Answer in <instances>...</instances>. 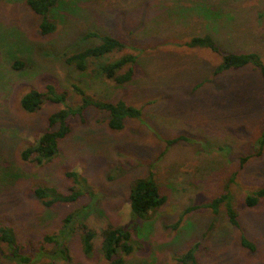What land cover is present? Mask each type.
Listing matches in <instances>:
<instances>
[{
    "label": "rangeland",
    "instance_id": "374dc122",
    "mask_svg": "<svg viewBox=\"0 0 264 264\" xmlns=\"http://www.w3.org/2000/svg\"><path fill=\"white\" fill-rule=\"evenodd\" d=\"M25 1L0 0V222L13 229L21 253L35 258L54 251L44 236L89 204L85 224L96 234L93 254L85 256L73 235L66 244L70 259L54 264H109L100 252L101 230L129 224V186L151 172L166 202L146 224L138 223L142 230L133 234L134 251L125 264H172L194 246L199 264H264V198L253 207L244 204L264 188V147L256 155L264 131V81L251 67L213 76L220 56L182 45L208 34L222 52H255L264 62V0H60L49 16L57 26L49 36L40 34L39 19ZM90 32L114 37L126 48L90 60L79 72L65 59L99 43L84 39ZM124 54L137 56L131 82L117 85L96 73L99 64ZM15 61L23 67L14 68ZM47 84L66 92L71 105L79 103L73 85L103 101L123 100L143 111L142 120L127 119L114 132L105 113L88 110L53 161H25L21 152L62 106L46 103L27 113L19 102ZM178 136L197 143L166 144ZM67 173L85 178L95 199L46 208L33 189L67 193L74 186ZM225 192L239 227L231 225L224 205L217 213L200 208L184 214ZM242 237L254 251L241 245ZM9 263L6 250L0 264Z\"/></svg>",
    "mask_w": 264,
    "mask_h": 264
},
{
    "label": "trees",
    "instance_id": "16d2710c",
    "mask_svg": "<svg viewBox=\"0 0 264 264\" xmlns=\"http://www.w3.org/2000/svg\"><path fill=\"white\" fill-rule=\"evenodd\" d=\"M26 6L39 19L38 29L41 35L49 36L53 34L57 26L50 19V14L58 6L60 0H26ZM95 38L99 40L96 45L84 46L66 57L65 61L69 66L74 67L79 72H84L88 68L90 60H98L113 53L120 52L126 48V44L110 36H99L95 32H90L84 39ZM192 50H209L220 56L219 64L213 70V76H218L226 71L240 70L251 67L257 71L264 81V62L261 56L255 52H228L224 53L211 35L194 36L182 44ZM137 56L135 54H124L112 61L99 64L96 73L110 80L117 85H124L131 82L136 74ZM13 67L21 69L23 63L15 61ZM200 85V84H199ZM73 92L79 97L77 105H71L67 99L66 92H58L56 88L47 84L43 91L31 90L20 99V108L27 113L37 112L44 104L52 103L62 106L56 112L51 113L47 118V128L42 135L30 146L21 152V158L25 161H34L38 165L49 163L55 159L59 153L60 142L66 139L72 132L74 123L78 118L83 119L86 111L94 109L106 114L107 127L114 132L123 130L127 119L142 120L143 111L140 108L128 105L123 100L103 101L90 96L79 85L72 86ZM187 136H178L171 140H166V144L186 143L195 144ZM197 143V142H196ZM199 144V143H198ZM259 155L264 147V131L257 140ZM244 160V159H243ZM74 184L67 193H62L55 188L47 186H37L33 189V194L43 206L52 208L60 204H73L83 198L91 201L95 199V194L85 178L77 173H67ZM264 198V188L249 194L244 199L246 207L257 205ZM130 221L124 226L115 227L111 224L105 225L101 230L100 252L103 259L109 264H125V257L132 255L134 245L132 236L142 230L139 222L145 223L150 215L159 210L166 202V197L161 193L153 174L150 172L146 177L137 178L129 186ZM232 197L229 192L212 199L204 205L189 207L184 214L190 213L200 208H209L213 213H217L220 206L224 205L229 222L234 227H239L237 212L232 205ZM91 206L83 205L69 213L62 221L60 229L55 234L44 236L43 243L50 245L54 251L47 253L42 250L35 258L21 253V247L17 244L16 235L11 227L0 222V256L8 251L9 264H34L42 258H49L54 264L55 261H68L70 259L67 241L73 236L80 237L81 249L85 256L90 257L94 250L96 234L87 227L85 221L90 214ZM143 224V227L146 225ZM178 224L174 225V228ZM241 245L251 251L255 250L252 242L246 238H241ZM172 264H199L196 258V247H191L185 252L175 255Z\"/></svg>",
    "mask_w": 264,
    "mask_h": 264
}]
</instances>
